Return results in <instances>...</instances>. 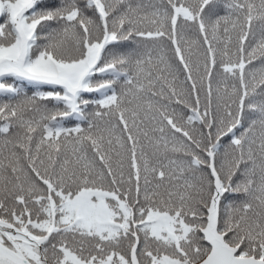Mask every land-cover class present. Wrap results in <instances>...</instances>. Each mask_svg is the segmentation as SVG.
Instances as JSON below:
<instances>
[{
	"label": "snow or ice",
	"instance_id": "1",
	"mask_svg": "<svg viewBox=\"0 0 264 264\" xmlns=\"http://www.w3.org/2000/svg\"><path fill=\"white\" fill-rule=\"evenodd\" d=\"M0 264H264V0H0Z\"/></svg>",
	"mask_w": 264,
	"mask_h": 264
}]
</instances>
